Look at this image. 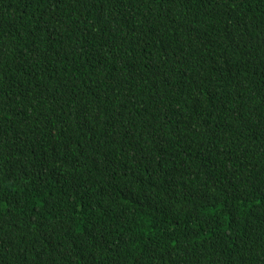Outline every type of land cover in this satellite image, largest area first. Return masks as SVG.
I'll use <instances>...</instances> for the list:
<instances>
[{"label":"trees","instance_id":"trees-1","mask_svg":"<svg viewBox=\"0 0 264 264\" xmlns=\"http://www.w3.org/2000/svg\"><path fill=\"white\" fill-rule=\"evenodd\" d=\"M0 264H264V0H0Z\"/></svg>","mask_w":264,"mask_h":264}]
</instances>
